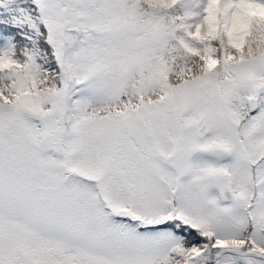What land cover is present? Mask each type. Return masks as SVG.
Wrapping results in <instances>:
<instances>
[{
	"label": "snow or ice",
	"instance_id": "1",
	"mask_svg": "<svg viewBox=\"0 0 264 264\" xmlns=\"http://www.w3.org/2000/svg\"><path fill=\"white\" fill-rule=\"evenodd\" d=\"M0 264H264V0H0Z\"/></svg>",
	"mask_w": 264,
	"mask_h": 264
}]
</instances>
